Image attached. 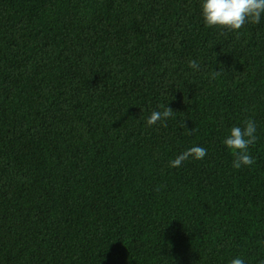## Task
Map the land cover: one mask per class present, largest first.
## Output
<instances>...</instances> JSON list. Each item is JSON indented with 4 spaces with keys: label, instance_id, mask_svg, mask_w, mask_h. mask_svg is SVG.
I'll return each mask as SVG.
<instances>
[{
    "label": "trees",
    "instance_id": "1",
    "mask_svg": "<svg viewBox=\"0 0 264 264\" xmlns=\"http://www.w3.org/2000/svg\"><path fill=\"white\" fill-rule=\"evenodd\" d=\"M201 5L0 0V264H264V15L228 32Z\"/></svg>",
    "mask_w": 264,
    "mask_h": 264
},
{
    "label": "clouds",
    "instance_id": "2",
    "mask_svg": "<svg viewBox=\"0 0 264 264\" xmlns=\"http://www.w3.org/2000/svg\"><path fill=\"white\" fill-rule=\"evenodd\" d=\"M202 17L204 23L209 28H217L228 32H237L248 23L259 24L264 15V0H202ZM189 67L199 70L200 65L196 60L189 61ZM220 73L213 71L210 75L215 78ZM162 111L154 110L147 119V125L153 126L158 123L167 127L166 121L173 116L174 110L163 104L159 105ZM181 127H186L182 124ZM192 130H189L191 133ZM256 124L254 120L248 119L244 127L233 126L230 134L224 139L223 143L231 150L235 159L233 167L240 169L242 166H252L254 158L249 153V147L257 142ZM207 155V149L201 146H194L178 155L169 162V166L176 168L182 166L183 162L190 157L202 160ZM231 264H245L242 258H234Z\"/></svg>",
    "mask_w": 264,
    "mask_h": 264
}]
</instances>
